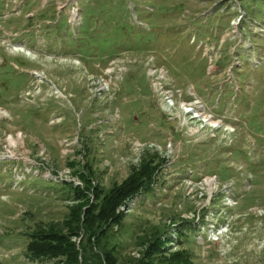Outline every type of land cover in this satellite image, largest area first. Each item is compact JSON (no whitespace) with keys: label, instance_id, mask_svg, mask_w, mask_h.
<instances>
[{"label":"rangeland","instance_id":"obj_1","mask_svg":"<svg viewBox=\"0 0 264 264\" xmlns=\"http://www.w3.org/2000/svg\"><path fill=\"white\" fill-rule=\"evenodd\" d=\"M142 164L119 263L264 264V0H0V264H59L26 233Z\"/></svg>","mask_w":264,"mask_h":264},{"label":"trees","instance_id":"obj_2","mask_svg":"<svg viewBox=\"0 0 264 264\" xmlns=\"http://www.w3.org/2000/svg\"><path fill=\"white\" fill-rule=\"evenodd\" d=\"M143 164L140 169L131 170L120 183L107 188L98 182L90 186L91 181L86 173H81V185L69 183L70 200L63 217L51 221L47 227L39 226L26 233L25 253L31 258H54L59 264H101V260L103 264H122L118 262L113 244H98L106 237L111 223L119 220L120 213H116V206L122 204L124 199L125 204L133 198L140 192L139 188H149V176L154 165L147 167ZM70 235H79L77 245ZM159 244L160 239L155 237L145 249L146 253L155 255L149 259L140 255L134 260L129 259L128 264H189L183 252H179L180 257L173 263L166 260Z\"/></svg>","mask_w":264,"mask_h":264},{"label":"bare ground","instance_id":"obj_3","mask_svg":"<svg viewBox=\"0 0 264 264\" xmlns=\"http://www.w3.org/2000/svg\"><path fill=\"white\" fill-rule=\"evenodd\" d=\"M185 104V103H184ZM188 106H190L192 109H193V111H198L199 109H198V105H196V104H187ZM187 105H185V106H187ZM203 115V114H202ZM205 120H206V122L207 121H210V122H212L211 120H210V118L209 117H205L204 118ZM133 199V198H132ZM133 201V200H132ZM133 203V202H132ZM134 204V203H133ZM125 207H126V205H124Z\"/></svg>","mask_w":264,"mask_h":264},{"label":"built area","instance_id":"obj_4","mask_svg":"<svg viewBox=\"0 0 264 264\" xmlns=\"http://www.w3.org/2000/svg\"><path fill=\"white\" fill-rule=\"evenodd\" d=\"M208 237H210V236H208Z\"/></svg>","mask_w":264,"mask_h":264}]
</instances>
